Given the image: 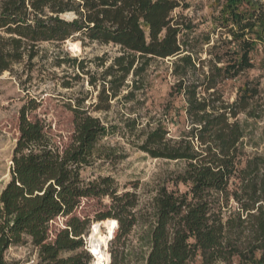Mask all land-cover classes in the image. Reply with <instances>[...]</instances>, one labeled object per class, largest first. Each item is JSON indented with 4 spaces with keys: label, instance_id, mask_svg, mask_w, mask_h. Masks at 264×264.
Wrapping results in <instances>:
<instances>
[{
    "label": "trees",
    "instance_id": "obj_1",
    "mask_svg": "<svg viewBox=\"0 0 264 264\" xmlns=\"http://www.w3.org/2000/svg\"><path fill=\"white\" fill-rule=\"evenodd\" d=\"M181 6L182 0H0V75L25 58L31 62L43 42H97L120 49L107 66L101 59L105 69L96 102L85 106V97L70 106L74 132L68 144H58L43 121L29 118L34 107L22 106L11 179L0 195V264H8L10 247L28 240L38 249L37 264H93L86 239L96 224H115L111 258L101 264H132L126 240L140 224L148 226L145 264H190L198 256L203 264L234 259L264 264V153L247 154V132L239 120L242 113L250 115L262 91L245 85L228 102L219 89L222 81L254 68L251 52L264 44V5L227 0L219 24L231 39L222 41L224 48L214 43L206 59L195 58L180 38L185 29L173 12ZM205 40L210 43L208 36ZM169 57H177L171 100L159 118L146 123L138 148L184 166L171 178L174 189L158 188L147 216L137 194L119 193L110 176L86 182L81 171L93 164L101 138L116 129L92 112L109 113L113 101L137 99L151 62ZM64 62L91 75L89 84L97 86L84 60ZM181 98L188 124L174 137L169 120L179 115L173 102ZM138 124L135 118L125 121L131 132ZM180 184L187 189L181 191ZM99 196L109 197L111 205L92 227L90 218L76 211L83 198ZM59 217L66 220L54 227Z\"/></svg>",
    "mask_w": 264,
    "mask_h": 264
},
{
    "label": "rangeland",
    "instance_id": "obj_2",
    "mask_svg": "<svg viewBox=\"0 0 264 264\" xmlns=\"http://www.w3.org/2000/svg\"><path fill=\"white\" fill-rule=\"evenodd\" d=\"M257 1L264 5V0ZM226 3L227 0H182V6L173 12L185 29L180 38L193 48L195 58H209V49L214 43L219 41L220 48H224L222 41L228 42L231 39L228 31L219 24ZM207 36L210 43H206ZM79 44L80 46L72 41L64 44L43 42L39 45L38 55L31 62L25 58L21 63L15 64L11 72L6 71L0 75V195L11 179L12 157L20 134L22 106L27 104L34 107L28 113L29 118L43 121L58 144H68L74 132V115L70 106L85 97V106L96 102L97 91L102 84L101 74L105 69L101 65V59L107 60V66L113 57L120 54L119 47L112 44ZM251 56L254 68L219 84V89L228 102H233L245 85H259L262 91L252 103L250 115L242 113L239 116L247 132L245 150L248 155L264 153V44L259 43ZM67 58H77V62L84 60L86 70L98 79L97 86L89 84L91 75L82 73L77 65L64 62ZM176 58L151 62L147 73L140 78V86H144L146 92L143 89L137 91V99L126 101L120 98L112 102L113 108L109 113L92 112V115L100 117L107 125L116 126V129L101 138L93 164L81 171L86 182L110 176L119 193L129 191L137 194L140 209L147 216L151 212V202L158 188L168 185L170 189H174L171 178L184 166L183 162L152 158L138 148L148 129L146 123L152 122V117L159 118L167 101L171 100L169 93L177 80L173 74ZM131 80L132 76L128 78L129 85ZM126 92L127 88H124L123 93ZM184 103L182 98L173 102L176 108L181 109L179 115L176 113L174 119L169 120L170 136H179L187 127ZM133 118L138 119L140 124L131 132L125 121ZM178 188L181 191L187 189L182 184ZM110 205L109 197L83 198L76 213L80 218H90L93 227V223L102 222L96 218L107 211ZM65 220L66 218L59 217L53 226L62 227ZM147 228L146 224H140L127 237L126 249L130 252L132 264H145L143 257L148 247L143 234ZM111 230L112 226L108 224L94 228L102 241V263H107L109 256L111 258ZM92 233L86 239L88 249ZM5 258L8 264H37L38 249L28 240L22 245L10 247ZM190 264H203L202 258L198 256ZM233 264H237L236 259Z\"/></svg>",
    "mask_w": 264,
    "mask_h": 264
},
{
    "label": "bare ground",
    "instance_id": "obj_3",
    "mask_svg": "<svg viewBox=\"0 0 264 264\" xmlns=\"http://www.w3.org/2000/svg\"><path fill=\"white\" fill-rule=\"evenodd\" d=\"M96 226H97V224L94 226V228ZM114 228H115V224H113L112 230L110 232V238L113 236ZM90 236H91V233L88 235V239H89ZM91 238H92V242H91V245L89 246L90 252L93 255H97V258L94 259L93 264H101L102 260H101V257H100V254H101L100 247H101L102 241H101V239H100V237H99V235H98V233L96 231H93Z\"/></svg>",
    "mask_w": 264,
    "mask_h": 264
},
{
    "label": "water",
    "instance_id": "obj_4",
    "mask_svg": "<svg viewBox=\"0 0 264 264\" xmlns=\"http://www.w3.org/2000/svg\"><path fill=\"white\" fill-rule=\"evenodd\" d=\"M94 256V258H95V255H93Z\"/></svg>",
    "mask_w": 264,
    "mask_h": 264
}]
</instances>
